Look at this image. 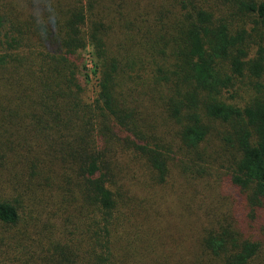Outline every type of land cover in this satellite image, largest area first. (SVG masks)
Returning a JSON list of instances; mask_svg holds the SVG:
<instances>
[{"label":"trees","instance_id":"obj_1","mask_svg":"<svg viewBox=\"0 0 264 264\" xmlns=\"http://www.w3.org/2000/svg\"><path fill=\"white\" fill-rule=\"evenodd\" d=\"M0 229V264H264V0H0Z\"/></svg>","mask_w":264,"mask_h":264},{"label":"rangeland","instance_id":"obj_2","mask_svg":"<svg viewBox=\"0 0 264 264\" xmlns=\"http://www.w3.org/2000/svg\"><path fill=\"white\" fill-rule=\"evenodd\" d=\"M89 88L91 89V93L88 94V96L90 98V97H93V94H92V86L89 87ZM4 232H5L4 229H0V237H2V235H4Z\"/></svg>","mask_w":264,"mask_h":264}]
</instances>
